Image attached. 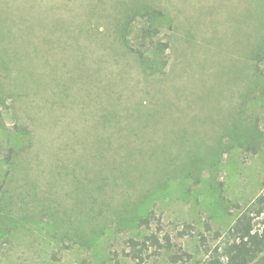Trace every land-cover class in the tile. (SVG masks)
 Returning <instances> with one entry per match:
<instances>
[{
  "label": "rangeland",
  "instance_id": "rangeland-1",
  "mask_svg": "<svg viewBox=\"0 0 264 264\" xmlns=\"http://www.w3.org/2000/svg\"><path fill=\"white\" fill-rule=\"evenodd\" d=\"M117 2L163 11L162 55ZM263 37L264 0H0V264H135L150 232L204 264L264 191Z\"/></svg>",
  "mask_w": 264,
  "mask_h": 264
},
{
  "label": "trees",
  "instance_id": "trees-1",
  "mask_svg": "<svg viewBox=\"0 0 264 264\" xmlns=\"http://www.w3.org/2000/svg\"><path fill=\"white\" fill-rule=\"evenodd\" d=\"M117 4L124 6L117 11L114 23L116 37L121 43H124L125 31L131 22L137 18L143 21L138 32V39L141 42V48H145V46L148 48L146 50H134V54L141 61H145L148 51H151L152 54L162 55L169 48L168 42L159 37V24L165 18L160 8L138 2H132L130 5L121 2H117ZM249 47L248 56L252 61L253 74L256 73L260 76L262 74L260 65L264 62V37L257 38L255 43L250 41ZM255 76L257 82L254 83V86L260 88L259 76ZM244 94L247 95L246 92ZM257 148H259L258 144L247 147L248 150L253 151L258 150ZM152 220L153 214L141 218L139 224L144 228H149ZM255 223L259 224V229H254ZM186 232L187 230L183 229L177 233V236L183 237L187 234ZM216 235L220 236L218 233ZM200 239L201 241L205 240L204 237ZM126 244L128 251L125 254L135 264H145L149 259L159 260L163 254L167 255V264H188L192 259V256L181 245L173 241L169 233L159 235L150 232L144 235L142 239L129 238ZM263 252L264 191L239 212L233 224L224 232L223 242L209 252L204 264H253Z\"/></svg>",
  "mask_w": 264,
  "mask_h": 264
}]
</instances>
